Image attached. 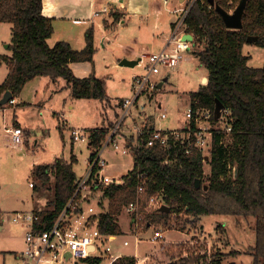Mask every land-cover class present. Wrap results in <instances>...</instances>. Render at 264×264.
<instances>
[{"label":"trees","instance_id":"trees-1","mask_svg":"<svg viewBox=\"0 0 264 264\" xmlns=\"http://www.w3.org/2000/svg\"><path fill=\"white\" fill-rule=\"evenodd\" d=\"M213 1L226 11L239 2ZM0 23L11 26V42L7 46L10 53L1 56L8 72L0 84V94L9 91L11 99H15L27 82L46 76L52 81L62 78L72 98L108 100L103 79L94 74L77 77L70 67L72 62L93 61L96 48L92 28L85 31V45L81 49L72 48L64 40L50 46L47 39L53 32L52 18L42 13V0H0ZM242 23L241 29L227 28L208 0L193 1L181 27L193 35L190 44L207 70V82L189 94L193 116L185 130L190 136L183 142L170 139L168 146L159 143L148 146L146 141L154 129L150 122L139 136L128 137L133 168L123 176L121 184L102 188L101 198L107 204L99 220L102 233L124 234L118 217L123 207L135 200L137 188L143 184V205L151 195L160 193L170 209L144 211L141 222L144 221L145 227L155 224L184 231L203 215L251 216L255 219L256 235L251 253L254 264H264V66H249V56L242 51L248 36H257L252 43L264 47V0H247ZM215 99L224 107L218 120L213 118ZM122 103L123 100L121 106ZM7 104L0 105V109ZM199 110L211 114L208 121L212 136L206 152L194 145L197 130L194 118ZM221 120L225 126L219 125ZM110 129L102 126L90 130L89 159ZM74 163L76 157L71 155L69 160L56 159L50 164L35 165L31 170L33 180L38 183H33L34 190L53 185V198L49 201L52 208L36 211L43 217L42 222L46 221V227L75 190L79 177ZM205 165L209 171H205ZM197 178L200 187L194 185ZM180 212L186 217H181ZM154 245L155 252L146 254L140 264L147 259L149 264H222L227 256L240 253L235 249L228 252L210 249L201 241H158ZM112 264H137V259L124 255Z\"/></svg>","mask_w":264,"mask_h":264},{"label":"rangeland","instance_id":"rangeland-1","mask_svg":"<svg viewBox=\"0 0 264 264\" xmlns=\"http://www.w3.org/2000/svg\"><path fill=\"white\" fill-rule=\"evenodd\" d=\"M157 1H159L162 12L158 19L153 15L150 22L152 24L153 21H161L158 31L167 32L168 38L164 48L169 50L172 44L168 43V39L173 33H171L170 22L175 21L180 14L177 11L173 12V9L181 8L188 0L180 5L178 0H168L167 5L164 4V0ZM115 33L112 37H116ZM129 34L128 31H119L120 37L118 36L116 41L110 42L108 47H95L93 61L87 63L88 67H91L90 73L94 71L96 77L104 80L108 100L72 98L69 87L62 88L65 85L62 78L52 81L49 77L43 76L38 83H27L23 86L19 95L15 97L16 104L14 106L7 108V104L4 111L0 110V264H22L17 254L25 247L24 237L27 227L21 223L13 222V215L17 211L41 208L45 202L51 200L50 192L47 190L52 187V184L46 186L49 187L46 188V191L42 188L37 191L32 188L33 183L38 184L31 175L33 165L50 164L56 159L69 160L71 155H74L76 163L73 164V169L78 177L83 176L87 170L91 149L86 139L72 141L71 128L80 129L85 137L89 135L90 130L100 126L113 129L120 117L121 101L124 98L135 96V87L132 83L133 75L145 71L142 61H138L132 66H122L119 65L118 58L137 61L141 53L163 49L161 37H155L154 41L144 43L142 46L145 49H141L130 43ZM10 42L11 26L1 23L0 84L8 72L5 64L1 62V56L10 53L7 47ZM48 42L51 46L52 43ZM125 46L133 48L139 54L133 56L124 53L126 52ZM194 51L195 49L190 44V48L183 51L182 59L178 65L172 69L160 67V72L151 76L156 85L165 77L167 80L163 81L160 88L156 87L146 94L140 95L137 100L138 106L132 107L130 110L132 119H126L118 128L119 134H116V138L120 145H126L124 138L127 139L130 135H134L135 126L141 123L146 125L152 122L157 129H176L179 132L188 126L189 123L184 112L190 108L189 94L207 82L205 80L200 82L203 75L207 76V70L199 62ZM242 51L249 56V66H264V47L247 42ZM151 94L152 97L149 98ZM68 103L73 107L69 108ZM162 112L166 114V117L160 119L159 115ZM13 122H17L21 126L23 133L22 142L17 145H13L5 133V127L10 126ZM203 123L209 125L207 121H203ZM223 124L224 122L221 120L219 125L223 126ZM206 151L203 149V152ZM103 156L107 162L105 167L107 174L123 177L133 168V158L130 152L122 154L107 146L103 151ZM205 171H209L208 165H205ZM98 193L100 192L97 191ZM104 206L106 207L107 204L105 203ZM179 214L181 217H186V214L181 212ZM174 216L175 213H173ZM129 217L131 218L123 211L118 217V223L130 243L123 247L120 244L123 237H120L113 246L114 252L122 254L137 252L139 257L154 253L155 245L150 238L154 230H159L163 233V239L166 241L175 239H178L175 241H201L210 249H219L224 252L235 249L242 252L235 256H227L222 264L232 261L237 264H254L251 248L255 246L256 235L255 219L251 216L203 215L193 227L190 226L191 228L184 231L167 229L155 224L145 227L144 221L141 222L143 218L138 222H129ZM135 233L141 238L137 246L134 244L132 236ZM149 263L150 260L147 259L144 264Z\"/></svg>","mask_w":264,"mask_h":264},{"label":"built area","instance_id":"built-area-1","mask_svg":"<svg viewBox=\"0 0 264 264\" xmlns=\"http://www.w3.org/2000/svg\"><path fill=\"white\" fill-rule=\"evenodd\" d=\"M193 1L195 0H188V4L185 3L184 6L176 9L180 12V16L171 38L168 39V43L171 42L172 44L171 49L164 48L158 52L139 54L138 61L144 63L145 71L133 75L132 83L135 87V96L123 99L120 117L116 125L109 131L94 156L88 160L85 174L79 177L75 190L51 224L46 227V221L42 222L43 217L36 212L20 211L13 215V222L21 223L27 227L24 237L25 247L17 254L22 264H112L113 261L125 255L114 252L113 246L120 237H123L120 243L123 247L129 245V240L121 234L102 233L99 229L100 215L106 209L104 206L106 201L101 198L102 188L108 185L121 184L123 181V177L105 172L107 162L104 159L103 151L109 146L111 150L120 151L122 154L129 153L128 138H124L126 145H120L116 138V134H119L118 128L126 119H132L130 110L132 107L138 106L137 100L140 95L156 88V82L152 80L151 76L159 73L160 67L174 68L182 59L183 51L190 48V42L183 41L181 39L182 33L179 35L177 33L183 25V19ZM108 11V8L104 7L101 11H94L93 15L98 17L101 13ZM14 102L15 99L8 101L11 104ZM184 113L189 123L193 116L191 108ZM210 115L209 111L199 110L194 118L197 127L194 145L201 151L210 145L212 136V126L208 121ZM165 117L164 112L159 115L160 119ZM202 120L207 121L209 125H204ZM144 126L145 123L135 126L134 136H139ZM223 126L225 125L223 124ZM187 127L179 132L176 129L162 130L154 126L146 145L153 146L155 143H159L162 146H168L169 140L173 138L183 142L190 136V132L185 130ZM229 130L230 128L227 126L226 132ZM5 133L13 145L22 142L23 133L20 127L6 126ZM71 136L74 141L89 140V135L85 137L78 128L71 129ZM97 191L100 193L97 194ZM143 191L144 187L141 184L137 188L135 200L123 207V211L131 216L132 222H138L144 211L159 210L164 204L163 196L160 193H155L143 205ZM137 233L132 235L136 246L141 241ZM150 240L153 244L158 241H166L163 239V233L159 230H154ZM126 255L134 256L137 259V264L145 259V256L139 257L137 252ZM90 259H93L94 262H90Z\"/></svg>","mask_w":264,"mask_h":264},{"label":"crops","instance_id":"crops-1","mask_svg":"<svg viewBox=\"0 0 264 264\" xmlns=\"http://www.w3.org/2000/svg\"><path fill=\"white\" fill-rule=\"evenodd\" d=\"M181 3L182 2H179V5ZM164 4L167 5V2H164ZM104 7L108 8L109 10L108 13H101L98 17L93 15L94 11H101ZM176 9L177 8L173 9V12L176 11ZM161 12L162 9L160 8L159 1L157 0H42V13L45 16L52 18V25H53V32L50 35V37L47 39V42L50 41L53 45L58 40H64L67 41L74 49H81L84 47L85 45L84 33L88 28H92L93 42L96 48L108 47V44H110V42L116 41L118 36L120 37V35H118L119 31H128L130 33L128 38L131 44L138 46L141 49L142 48L145 49V47L142 46L144 43H149V41H154L155 37L156 38L161 37L162 38L161 43H163L162 46L164 49V46L166 44V39L168 38L167 32L163 30L158 31L160 28L161 21L160 22L153 21L152 24L150 22V19L153 18V15L155 16L154 18L158 19ZM116 15H117V19H115ZM179 16L180 14L178 15V17ZM177 21L178 18L175 21L170 22L171 33L174 31ZM178 32H182V34L185 33L183 31V28H180ZM113 33L116 34V37H112ZM124 50L126 51L124 53L132 54L133 56L139 54V52H136L133 48L129 46H125ZM154 52H158V51H154ZM118 60L120 61L119 65H122L121 63L123 60H120V58H118ZM87 63L89 62L70 63V67L74 75L77 77H86L90 74H94V71L90 73L91 67L90 66L88 67ZM122 66H130V65H122ZM204 77L206 76L203 75L201 77L200 82L203 81ZM40 79L41 77H36L27 83L36 84L39 82ZM65 86L66 85L62 86V88H64ZM15 104H16V98L13 104L9 103L7 105V108L10 106H14ZM68 107L72 108L73 106L70 103H68ZM5 109L6 107L0 110L4 111ZM14 125L19 126L21 128V126L17 122H13L10 126H14ZM40 188L46 191V187H40ZM47 191L50 192L52 199L53 185ZM51 208L52 207L49 205V202L47 201L45 202V205L41 208L38 209L33 208L32 210L21 211V212L35 213L36 211L48 210ZM129 219H130L129 222H132V218L129 217ZM122 236L125 237L124 234H122Z\"/></svg>","mask_w":264,"mask_h":264},{"label":"water","instance_id":"water-1","mask_svg":"<svg viewBox=\"0 0 264 264\" xmlns=\"http://www.w3.org/2000/svg\"><path fill=\"white\" fill-rule=\"evenodd\" d=\"M183 1L184 0H179V2H183ZM208 2L211 5L215 6V10L219 13V15L221 16V18H222V20H223V22L227 28L241 29L243 27L242 17L244 14V10H245L247 0H239L237 5L235 6V8L231 12L226 11L225 9L220 7L219 5L215 4L213 0H208ZM181 39L183 41L192 42L193 35L191 33L185 32L181 35ZM256 39H257V36H248L247 42H252ZM136 62H138V60L137 61H128V60L124 59L121 64L132 66ZM166 80H167V77H165L161 82H159L156 85V87L160 88L163 84V81H166ZM203 80L207 81V77H204ZM11 97H12V94L9 91H5L2 95V97L0 98V105L6 104L11 99ZM223 110H224V107H223L222 103L218 99H215L214 111H213L214 120H218L221 117ZM205 160H207V157H205ZM234 171L236 173L235 169H234ZM194 185H195V187H200L201 186L200 179H198V178L195 179ZM203 187L206 188V185H204ZM159 209L160 210H166V211L170 210L169 207L164 205V204Z\"/></svg>","mask_w":264,"mask_h":264}]
</instances>
